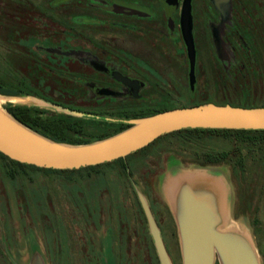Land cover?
<instances>
[{
	"label": "rangeland",
	"instance_id": "obj_1",
	"mask_svg": "<svg viewBox=\"0 0 264 264\" xmlns=\"http://www.w3.org/2000/svg\"><path fill=\"white\" fill-rule=\"evenodd\" d=\"M53 1H42L47 8L43 21L28 11L26 0H0V85L23 93L11 101L0 94L5 110L22 106L45 111L46 118L62 114L40 103L44 98L32 91L86 106L79 101L84 87L71 79L88 76L72 63L70 22L76 7L68 2L50 8ZM230 13L221 53L232 66L212 69L206 77L198 72L195 96L189 91L188 57L175 17L174 35L160 39L167 49L160 48L161 53L171 54L154 62L161 76L148 71L150 81L168 83L171 95L148 89L149 103L140 114L212 101L264 105V0H232ZM101 31L108 38L107 30ZM44 58L46 70L37 65ZM82 126L85 134L74 138L90 143L117 130L88 120ZM194 139L167 137L130 157L131 176L112 165L92 175L87 170L71 175L24 171L12 179L0 159V264H160L138 191L152 208L172 264H183L173 195L182 181L206 177L220 184L225 220L248 234L264 264V134L217 133ZM203 152L226 153L228 159L202 166L198 157Z\"/></svg>",
	"mask_w": 264,
	"mask_h": 264
},
{
	"label": "water",
	"instance_id": "obj_2",
	"mask_svg": "<svg viewBox=\"0 0 264 264\" xmlns=\"http://www.w3.org/2000/svg\"><path fill=\"white\" fill-rule=\"evenodd\" d=\"M229 5L231 0H215ZM182 32L188 49L190 83L196 82L197 54L193 37L192 8L185 2ZM114 77L134 87L138 95L141 84L121 74ZM19 100V96H7ZM48 108L75 118L93 116L39 99ZM115 121V120H114ZM130 127L111 137L90 144L71 145L53 141L28 128L0 105V153L21 164L42 169L80 170L126 159L159 138L186 129L264 131V107L244 108L207 103L182 107L132 120H120ZM220 184L213 178L182 181L173 195L175 219L181 241L183 264H261L248 234L221 231L227 222L222 212ZM138 197L150 225L160 264H172L160 227L146 197Z\"/></svg>",
	"mask_w": 264,
	"mask_h": 264
},
{
	"label": "flooded vegetation",
	"instance_id": "obj_3",
	"mask_svg": "<svg viewBox=\"0 0 264 264\" xmlns=\"http://www.w3.org/2000/svg\"><path fill=\"white\" fill-rule=\"evenodd\" d=\"M42 1L26 0L25 7L29 12H37L40 19L44 18L43 21H45L47 20V8L41 4ZM186 1L54 0L53 4H50V8L56 9L66 6L68 2L73 3L76 7L72 22H70V35L72 36L70 40L75 47L73 50L75 58L72 63L86 70L88 76L87 79L77 76H72L71 79L77 86L84 87L82 89L84 95L79 101L85 102L86 106L82 105L80 108L85 109L82 110L93 116L89 119L94 124L98 123L103 128L113 129H119L122 125L129 126L120 120L143 117L140 112L149 103L146 99L148 89L158 95L161 93L171 95L168 83L166 82V85L155 84L150 81L148 71L161 76L159 73L161 68L158 63L154 62L161 60V55L166 58L171 53H161L160 48L163 51L167 49L164 44L160 45L163 43L160 39L170 40L174 35L175 25L173 22L177 15L179 17L177 26L181 32L188 57V49L182 32V13ZM190 2L193 37L197 49V68L193 95L190 76L189 91L191 96H195L198 72H201L202 77H206L212 69L215 71L218 68L222 71L223 67L232 66L229 60L222 57L221 53L225 50L224 37L227 35L228 25H230L232 0L229 5L217 4L215 0H190ZM106 16H114L118 19L107 21ZM55 22L59 23V19L56 18ZM101 29L107 30L108 38L107 33L102 32ZM35 36L34 34L29 38ZM79 43L83 46H79ZM43 44L45 47V42ZM29 57L31 59V56ZM37 65H39V69L46 70L48 68L45 58L38 61ZM162 65L165 66V63ZM188 66L190 74L189 57ZM114 74H121L139 82L142 87L138 95L135 93L134 87L119 82L115 79ZM218 92L219 88H216L215 94L218 95Z\"/></svg>",
	"mask_w": 264,
	"mask_h": 264
},
{
	"label": "trees",
	"instance_id": "obj_4",
	"mask_svg": "<svg viewBox=\"0 0 264 264\" xmlns=\"http://www.w3.org/2000/svg\"><path fill=\"white\" fill-rule=\"evenodd\" d=\"M25 87L27 89L30 88L27 84L25 85ZM193 91H194V88H192V92H191L192 95H193ZM32 92L34 94L38 95L39 97L46 99L47 101L60 104L61 106H65V107L71 108L73 110L84 112L80 107L78 108V107H76V105H73L71 103H65V102L57 101L56 99H54L53 96H49L46 93L41 94L40 92H36V91H32ZM0 94L1 95H9V96H18V95H21L23 93L20 91L13 90V89L8 90L7 88L0 85ZM207 103H209V102L196 104L194 106L207 104ZM219 105H232L235 107H244V108L264 107V105H262V106H248V105H234L231 103H225V104H219ZM177 108H179V107H177ZM7 110L19 122H21L22 124H24L28 128L34 130L35 132L45 136L46 138L53 140V141H56L59 143L71 144V145H80V144L82 145V144L90 143V142H83L82 140H78V139L74 138V136H82L85 134V129L82 126V121H85V120L91 121L89 118L79 119V118L71 117V116H68L65 114H59L60 116H58V117L46 118L45 117V115H46L45 111L42 112L40 110H33L32 108L22 107V106H20V107H9V109H7ZM168 110H171V109H168ZM164 111H167V110H164ZM164 111H158L157 113L164 112ZM157 113H154V114H157ZM154 114H150V115H154ZM150 115H142V116L146 117V116H150ZM129 127L130 126L122 125L121 128L113 131V133L103 135L98 140H103L105 138L111 137L117 133L122 132L123 130H125ZM217 133H225V134H232V135H235V134L236 135H260V134H264V131L186 129V130H182L179 132H175L172 134L165 135V136L159 138L154 143H152L147 148L130 155L126 159H119V160L114 161L112 163H107V164H103V165H99V166H95V167L82 168L80 170L62 171V170H53V169H42V168H38L36 166L21 164L19 162L13 161L10 158H8L7 156L3 155L2 153H0V159L3 160L6 164V166L8 167V171H9L8 173L10 174L12 179L16 178L19 174L23 173L24 171L44 172L47 174H58V175H67V174L71 175V174H75V173L87 170L89 175H92L93 173H95L100 168L109 167L112 165L118 166L119 169L123 173H125V175L131 176L132 173H131L129 158L133 157L134 155H138V154H142L143 152H146L152 145H154L158 141L167 139V137L170 138V137H175V136L187 137L190 140L191 139L193 140L194 138L200 139L204 135H213V134H217ZM194 140H196V139H194ZM203 153L204 154L202 156L198 157V160L201 159L203 161L202 166L214 165V164H217L219 162H222V161H225L228 159V155L226 153H222V154H215V153H211V152H203Z\"/></svg>",
	"mask_w": 264,
	"mask_h": 264
},
{
	"label": "bare ground",
	"instance_id": "obj_5",
	"mask_svg": "<svg viewBox=\"0 0 264 264\" xmlns=\"http://www.w3.org/2000/svg\"><path fill=\"white\" fill-rule=\"evenodd\" d=\"M222 230H223V232H226V231H233V230H235V231H238L239 233H242V234L245 233V234H246V232H243V231L237 229L236 227H234L232 224H230V223H228V222H226V223L224 224V226H222L221 231H222ZM245 234H243V235L247 237V235H245ZM247 238H248V237H247Z\"/></svg>",
	"mask_w": 264,
	"mask_h": 264
},
{
	"label": "crops",
	"instance_id": "obj_6",
	"mask_svg": "<svg viewBox=\"0 0 264 264\" xmlns=\"http://www.w3.org/2000/svg\"><path fill=\"white\" fill-rule=\"evenodd\" d=\"M216 104V103H215ZM219 104V103H218Z\"/></svg>",
	"mask_w": 264,
	"mask_h": 264
}]
</instances>
